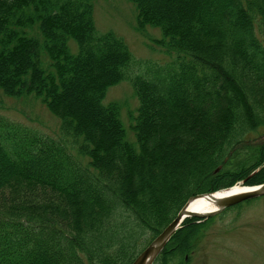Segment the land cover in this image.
I'll list each match as a JSON object with an SVG mask.
<instances>
[{
    "label": "trees",
    "instance_id": "1",
    "mask_svg": "<svg viewBox=\"0 0 264 264\" xmlns=\"http://www.w3.org/2000/svg\"><path fill=\"white\" fill-rule=\"evenodd\" d=\"M94 1L0 0V91L39 100L62 137L0 119V264H132L190 198L264 184L248 139L264 129V0H129L176 57L131 79L135 142L104 103L134 57L98 33ZM211 221L187 219L154 264H188Z\"/></svg>",
    "mask_w": 264,
    "mask_h": 264
},
{
    "label": "rangeland",
    "instance_id": "2",
    "mask_svg": "<svg viewBox=\"0 0 264 264\" xmlns=\"http://www.w3.org/2000/svg\"><path fill=\"white\" fill-rule=\"evenodd\" d=\"M136 16L135 6L129 0L94 1V19L98 33L114 32L125 41L134 57L127 72L129 80L110 88L104 101L106 105H120L121 120L130 142L136 140L133 126L139 108L131 79L152 70H170L176 64V57L166 55L157 43L162 38L161 31L152 27L137 30ZM256 34L259 35L258 30ZM261 38L264 43V36ZM70 46L75 52L74 42L71 41ZM0 119L19 124L43 138L62 141L59 120L34 97L14 99L6 97L0 91ZM248 139L252 144H262L264 129L250 135ZM66 140V144L72 145ZM68 148L80 160L77 151L71 146ZM237 185L255 187L245 186V182ZM235 207L227 209L222 216L213 217V221L207 223L188 257V264H264V197L241 203L239 208ZM209 219L200 220L205 222Z\"/></svg>",
    "mask_w": 264,
    "mask_h": 264
},
{
    "label": "water",
    "instance_id": "3",
    "mask_svg": "<svg viewBox=\"0 0 264 264\" xmlns=\"http://www.w3.org/2000/svg\"><path fill=\"white\" fill-rule=\"evenodd\" d=\"M250 190L233 195L220 196L222 191H227L229 189L221 190L219 192L202 194L192 197L188 200L186 205L180 210L174 221L137 257V259L132 264H153L158 257V255L165 248L166 244L170 241L172 236L181 228L183 223L189 218L198 219H209L216 217L227 209L237 206L246 201H250L259 197H264V184L255 187H247ZM217 195L219 197H217ZM197 198H207L211 202H216L218 205L217 209L213 212L207 214H195L189 212L193 200Z\"/></svg>",
    "mask_w": 264,
    "mask_h": 264
},
{
    "label": "bare ground",
    "instance_id": "4",
    "mask_svg": "<svg viewBox=\"0 0 264 264\" xmlns=\"http://www.w3.org/2000/svg\"><path fill=\"white\" fill-rule=\"evenodd\" d=\"M250 189L241 185H237L234 188L227 190V191H222L221 194H219L221 197L225 195H233V194H238L242 193L245 191H249ZM217 197H219L217 195ZM218 204L216 202H211L207 198H197L192 201L190 207L188 208L189 212L192 213H197V214H207L210 212H213L214 210L217 209ZM137 259V258H136ZM135 259V260H136ZM154 264V263H153Z\"/></svg>",
    "mask_w": 264,
    "mask_h": 264
}]
</instances>
